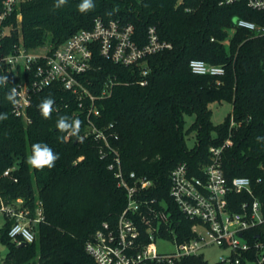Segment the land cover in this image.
I'll use <instances>...</instances> for the list:
<instances>
[{
  "label": "trees",
  "instance_id": "16d2710c",
  "mask_svg": "<svg viewBox=\"0 0 264 264\" xmlns=\"http://www.w3.org/2000/svg\"><path fill=\"white\" fill-rule=\"evenodd\" d=\"M223 1L93 0L95 8L81 13L78 5L82 0H67L59 8L56 0H27L10 17L13 29L0 49V53L12 52L20 40L29 50L57 47L76 32L91 29L96 18L133 25V40L139 46L147 42L151 26L172 44L134 65L115 62L95 50L91 70L80 78L98 95L109 77L119 81L111 95L96 101L101 114L95 123L100 128L113 124L118 137H110V141L119 151L124 170L155 180L157 188L150 196L167 200L180 222L179 231L189 230L191 222L169 196L172 170L187 162L194 174L202 175L201 166L212 160L210 147L222 145L229 137L233 143L221 158L225 175L251 178L254 194L264 206V139H257L264 138V34L235 24L237 17H243L264 25V10L253 9L245 1ZM2 5L0 0V10ZM195 58L221 65L225 73L195 74L189 65ZM144 68L149 72L142 85L139 80ZM7 77V83L0 85V113L8 116L0 121V210L8 205L23 209L37 238L25 244L14 241L9 230L15 220L6 214L0 232L9 249L4 262L96 264L86 244L103 222H117L127 202L126 191L109 168L112 154L102 157V141L86 136V115L71 91L57 83L34 94L28 108L31 121H27L13 113V104L7 100L19 79L13 74ZM48 97L57 108L45 119L38 105ZM224 101L232 104V111L215 125L211 105ZM186 114L195 117L188 130ZM60 116L82 122L79 136L56 128ZM186 132L195 133L193 147L187 145ZM37 142L46 143L59 155L55 167L36 170L26 163ZM234 195L236 211L239 202L252 200L247 193ZM39 209L44 218L35 222ZM255 231L264 240V224ZM185 264L206 262L195 256Z\"/></svg>",
  "mask_w": 264,
  "mask_h": 264
},
{
  "label": "built area",
  "instance_id": "2783aa9c",
  "mask_svg": "<svg viewBox=\"0 0 264 264\" xmlns=\"http://www.w3.org/2000/svg\"><path fill=\"white\" fill-rule=\"evenodd\" d=\"M27 0H3L0 10V49L3 39L12 32L9 23L16 8ZM245 1L253 9L264 10V0H224V3ZM22 15H17L20 24ZM237 27L264 34V25L252 20L237 17ZM134 27L121 26L116 20L105 22L96 18L91 29H83L57 47L44 45L45 53L27 49L22 40L7 54L0 53V74H13L17 82L16 105L12 111L27 121H31L28 108L34 94L53 84H61L71 91L83 108L88 122L86 136L93 135L102 141L100 154H112L109 168L114 172L119 187L126 191L127 202L115 224L105 221L86 244V250L96 264H185V260L195 256L203 257V250L209 246H219L226 254L217 264H264V240L255 231L264 224V206L255 196L251 178L234 176L228 178L222 168L223 150L231 146L233 140L227 138L220 146H211L212 160L201 166L202 175L191 171L187 162L179 163L170 174L169 196L181 213L191 222L189 230L179 231V221L173 215L170 205L164 198L150 196L157 183L147 175L124 170L122 159L110 137L117 138L113 124L100 128L95 118L101 111L96 101L112 94L116 77H109L100 94H94L80 78L93 65L94 51L115 62L134 65L149 54L172 48V44L162 40L154 26L149 28L148 40L139 46L133 40ZM190 69L195 74L221 75L225 68L203 59H192ZM220 69V71H216ZM149 70L144 68L139 83H147ZM85 101L89 105H85ZM57 108L53 105V108ZM235 122L232 120V125ZM106 149L109 151L107 152ZM9 170L5 172L8 174ZM234 193H247L252 200H243L239 210ZM9 219H14L9 236L18 244L34 242L36 230L30 225L27 213L11 205L2 208ZM44 218L39 209L35 222ZM171 242L174 247L162 249L157 242ZM204 259V258H203ZM0 264H6L0 261Z\"/></svg>",
  "mask_w": 264,
  "mask_h": 264
},
{
  "label": "clouds",
  "instance_id": "9594fccd",
  "mask_svg": "<svg viewBox=\"0 0 264 264\" xmlns=\"http://www.w3.org/2000/svg\"><path fill=\"white\" fill-rule=\"evenodd\" d=\"M67 0H56L55 7L59 8L65 5ZM95 8V4L93 0H82V3L78 5V10L81 13H86ZM216 71H220V69H216ZM8 77L2 76L0 77V85H4L7 83ZM18 93L16 88H12L10 93L7 95V100L16 105L18 103L16 97ZM55 101L51 97L45 98L39 105L38 108L40 110L41 115L45 119H50L53 112V105ZM8 118L6 113H0V121L6 120ZM81 121L77 118L69 121V117L60 116L56 123V128L60 132H65L69 136H79L81 129ZM64 138L62 137L61 140ZM258 140L264 139L261 137L257 138ZM59 159V155L54 152V150L47 145L46 143H34L31 147V154L27 156L26 163L36 169L43 170L44 168L51 169L55 167L56 161Z\"/></svg>",
  "mask_w": 264,
  "mask_h": 264
},
{
  "label": "rangeland",
  "instance_id": "374dc122",
  "mask_svg": "<svg viewBox=\"0 0 264 264\" xmlns=\"http://www.w3.org/2000/svg\"><path fill=\"white\" fill-rule=\"evenodd\" d=\"M236 20V19H235ZM228 43V40H227ZM35 52L39 54L45 53V50L41 47L35 50ZM213 109L212 121L215 125L224 121L225 117L232 111V104L230 102H215L211 105ZM194 115L186 114L185 115V130H188L191 124L194 121ZM196 137L194 132L187 133L186 132V142L189 147H193L196 144ZM7 220V216L4 210H0V232L1 229L5 226ZM159 248H173L174 245L171 242H162L159 240L157 242ZM6 249V243L0 238V261H4V256L2 255V251ZM226 254V252L219 246L213 245L205 248L203 250V258L206 264H217L220 261V257Z\"/></svg>",
  "mask_w": 264,
  "mask_h": 264
},
{
  "label": "water",
  "instance_id": "95a60500",
  "mask_svg": "<svg viewBox=\"0 0 264 264\" xmlns=\"http://www.w3.org/2000/svg\"><path fill=\"white\" fill-rule=\"evenodd\" d=\"M26 242H24V244H25ZM9 253V249L8 248H6L4 251H2V255H7Z\"/></svg>",
  "mask_w": 264,
  "mask_h": 264
}]
</instances>
